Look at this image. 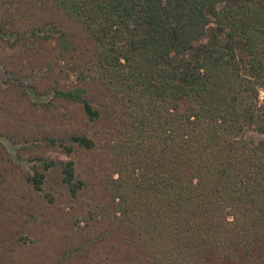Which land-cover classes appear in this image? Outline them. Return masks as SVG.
<instances>
[{
  "label": "trees",
  "instance_id": "trees-1",
  "mask_svg": "<svg viewBox=\"0 0 264 264\" xmlns=\"http://www.w3.org/2000/svg\"><path fill=\"white\" fill-rule=\"evenodd\" d=\"M51 1L84 28L86 69L111 79L128 101L130 144L137 148L131 161L142 172L131 170V180L119 183L114 214L119 224H131L136 248L148 250L154 264H264V151L241 137L248 126L264 127V0ZM42 31H19L16 40L31 43L45 38ZM59 40L70 46L62 30ZM85 94L81 85L54 89L97 119ZM69 140L95 145L87 135ZM63 142L49 140L70 154L73 145ZM62 173L77 195L73 160ZM44 179L38 170L27 175L39 190ZM136 248L130 254L142 264Z\"/></svg>",
  "mask_w": 264,
  "mask_h": 264
},
{
  "label": "rangeland",
  "instance_id": "rangeland-1",
  "mask_svg": "<svg viewBox=\"0 0 264 264\" xmlns=\"http://www.w3.org/2000/svg\"><path fill=\"white\" fill-rule=\"evenodd\" d=\"M59 9L51 0H0V264H135L131 224H119L114 214L117 186L131 180V170L142 172L131 161L137 148L130 144L128 101L111 79L86 69L90 41ZM37 27L45 38L16 40L19 31ZM61 30L70 36L67 49L59 40ZM243 47L237 35L245 60ZM81 69L86 72L80 81ZM76 85L86 88L100 112L97 119L89 118L83 103L54 96L55 88ZM74 134L92 138L94 147L74 145L69 140ZM52 137L73 145L72 152L51 145ZM241 137L264 151V127L248 126ZM141 153L137 150V157ZM68 160L75 163L77 195L63 181ZM48 161L55 164L45 168ZM36 170L45 174L40 190L27 180ZM138 247L142 264H154L149 251Z\"/></svg>",
  "mask_w": 264,
  "mask_h": 264
}]
</instances>
